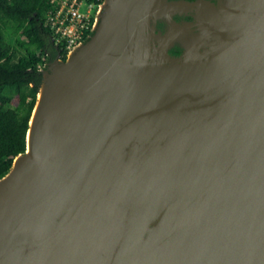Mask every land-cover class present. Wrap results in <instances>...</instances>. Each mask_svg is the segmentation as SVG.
Instances as JSON below:
<instances>
[{
    "label": "water",
    "instance_id": "95a60500",
    "mask_svg": "<svg viewBox=\"0 0 264 264\" xmlns=\"http://www.w3.org/2000/svg\"><path fill=\"white\" fill-rule=\"evenodd\" d=\"M42 74L0 264H264V0H103Z\"/></svg>",
    "mask_w": 264,
    "mask_h": 264
},
{
    "label": "trees",
    "instance_id": "16d2710c",
    "mask_svg": "<svg viewBox=\"0 0 264 264\" xmlns=\"http://www.w3.org/2000/svg\"><path fill=\"white\" fill-rule=\"evenodd\" d=\"M51 8L49 0H0V178L26 150L42 67L58 52L64 58L67 55L61 44L58 51L50 53L54 48L52 35L44 23ZM14 91L18 94L16 102Z\"/></svg>",
    "mask_w": 264,
    "mask_h": 264
},
{
    "label": "built area",
    "instance_id": "2783aa9c",
    "mask_svg": "<svg viewBox=\"0 0 264 264\" xmlns=\"http://www.w3.org/2000/svg\"><path fill=\"white\" fill-rule=\"evenodd\" d=\"M52 8L46 15L45 27L52 41L62 45L66 54L87 40L93 31L96 14L103 0H49Z\"/></svg>",
    "mask_w": 264,
    "mask_h": 264
},
{
    "label": "flooded vegetation",
    "instance_id": "af4514ba",
    "mask_svg": "<svg viewBox=\"0 0 264 264\" xmlns=\"http://www.w3.org/2000/svg\"><path fill=\"white\" fill-rule=\"evenodd\" d=\"M90 35H92V33H91ZM51 43H52V45H53L54 48L52 49V51H50V53L54 52L55 50L58 51V50H59V49H57L58 46H56V45L53 43V41H51ZM178 54H179V53H178ZM59 55L62 56L63 54H61L60 52H58V53L55 55V57L53 58V60L56 59ZM46 66H47V65H46ZM46 66H45V67H46ZM43 68H44V67H42V69H43Z\"/></svg>",
    "mask_w": 264,
    "mask_h": 264
},
{
    "label": "rangeland",
    "instance_id": "374dc122",
    "mask_svg": "<svg viewBox=\"0 0 264 264\" xmlns=\"http://www.w3.org/2000/svg\"><path fill=\"white\" fill-rule=\"evenodd\" d=\"M12 94H13V100H14V102H16V100H17V98H18V94L16 93V91H14V92H12Z\"/></svg>",
    "mask_w": 264,
    "mask_h": 264
}]
</instances>
